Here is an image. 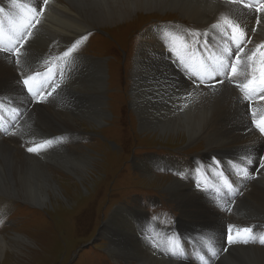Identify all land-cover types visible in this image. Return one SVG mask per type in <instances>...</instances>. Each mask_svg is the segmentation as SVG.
Instances as JSON below:
<instances>
[{
  "label": "rangeland",
  "instance_id": "1",
  "mask_svg": "<svg viewBox=\"0 0 264 264\" xmlns=\"http://www.w3.org/2000/svg\"><path fill=\"white\" fill-rule=\"evenodd\" d=\"M33 1L36 0L23 2L19 6L21 7L27 4V8H33ZM223 2L226 8V18L222 19L221 22L234 20L247 25V21L249 20L247 6L250 0H241L238 6L228 1ZM160 6L161 9L158 8L149 13L136 11L123 21H116L106 26L94 25L92 27L93 29H87L85 32L86 36L83 38L82 43L76 48L75 52L77 54L75 55L87 56L102 61V71L105 73V88L103 89L105 92L103 93L102 101H105L107 117L104 118L103 121H99L100 123H88V121L81 119L79 114L70 111L69 113L74 119L73 123L75 126H78L76 128L77 130H72L79 131L77 134V136L79 135V140L72 141L70 139V142L61 145L51 144L46 148L50 151V157L53 156L54 153L65 156L69 152H75L85 156L88 155L93 158V161L90 163V167L87 169L83 181L75 180L72 175L63 172L62 169H58L55 165L51 167V162L50 165L47 164L59 190L58 193L50 194L51 202L46 203L45 207L33 206L30 203H26L22 198L0 192L1 198L11 203L9 208L0 211V242L4 241L7 244L5 254L0 257V264H137V259L145 258L144 254L159 259V255L156 254L158 251L157 248H159L160 252L163 250L170 252V248L176 249L177 246L174 244L176 243L175 240H177L176 235L178 232H189V227L185 226L188 224H190V227H196L202 230L204 234L210 236L216 242L218 250L222 241L227 239L229 228L232 232L231 235L242 237L243 248L248 242L251 243L252 239L242 231L244 228H248L249 231L252 232V237L257 238H253V242L264 240V235L262 236L256 232L254 228L255 225H250L264 222V199L258 197V201L253 192L248 193V196L246 194L244 196L246 199L243 197L245 201H242V208L235 213V216L231 220H227V224H225L226 220H223V218L219 220L216 219L214 221V227L209 230L207 228L208 219L203 220L206 224H203L205 228H201L196 221L190 220L189 218L184 219V217L180 216L181 210L178 208L184 210L188 209L189 206H186L187 203L181 200L178 202L177 199H179V196H176V193L173 194V192H170L168 190V185L169 183L183 185L184 181L190 180L187 178V175L182 174V169H179L176 164L190 163L194 160V162L190 164L189 172H191L192 176H196L201 170V163H203L200 157L202 155H207V148L212 147L210 146V141L212 139L205 138V135H201L194 140H190L185 136L187 135V131L184 129L182 131L165 132L163 134H160L158 130H143L137 118L139 111L137 108L135 110V107L132 108L130 105V102H132L130 91L132 92L133 85H136L138 78L144 75V72H149V77L155 82L159 80L158 75L160 69L154 65L153 67L151 66L148 55L145 56V54H142L140 58L137 59V57H139L137 55L143 52L142 49H140L142 34L149 29L154 30L161 26L175 27L179 25V22L187 25L190 28L189 35L177 31L167 35L161 36L162 33H160L154 36V39L167 49V51L163 49L164 62L166 61L165 63H168L167 65L172 71L174 69L173 72L175 73L176 79L179 76L188 84H199L202 87L208 88V90H210L209 93L215 94L219 92L222 86H228L231 89H233L232 86H234L236 92L239 94L236 98H238L242 104V109L245 114L246 103H243V100H246V96L242 95V89L246 91L252 89V86L250 88L244 87L248 82L242 83V75L251 71L250 66L253 62L252 59H255V57L259 55V52H256L255 55L256 49L254 48L250 53L251 56H242L243 50L250 45V40L245 43V46H242V39L239 38V36H242V32H238V35L232 40L229 32L225 31V33H223L220 27L221 23H218V20L209 23L204 29L200 30L199 28H202L201 26L203 23L199 18L194 19L189 16H184L186 15L184 14V9L178 6ZM218 9L220 8L215 9V14L219 11ZM183 18L195 21V25L188 23ZM16 19L21 21L22 24L25 23L21 12ZM239 19L242 21L240 22ZM210 25L217 26L221 28L222 31L218 28H212ZM252 28L248 29V35L251 34L253 37L258 38L264 37V32L259 36L258 31L256 32L252 30ZM33 30H31V32H33ZM203 34L212 36L217 40L222 39L225 41L223 47L220 49L222 54L231 55L235 50L239 52L237 59L239 58V63L245 64L239 82L235 79L230 81L235 73L233 74L232 67H229L227 75H225L226 80L224 83L211 86L209 83V72L205 69L206 61L202 54L197 52V46L190 37V35L193 36L197 42L200 40L199 45L202 47L203 51L208 54V48H205V45L202 43ZM14 36L15 34L10 35L9 39L12 40ZM36 38L37 36L33 35L25 43V46L22 47V51L25 54L30 55L38 51L39 41ZM0 39L4 40L1 34ZM0 46L6 49L9 43L7 42L5 45L0 44ZM217 46L218 44L216 42H212V47L219 48V46ZM51 49L50 47L48 53L52 52ZM17 52L18 50L15 52L10 51V54H15ZM246 53L248 54L249 51H246ZM50 55H52V53H50ZM56 56L57 55H54L53 58ZM136 59L137 61L140 60L138 65H136ZM237 59L235 61H237ZM103 60H105V62H103ZM262 60L263 64L259 65L261 74L262 71H264V57ZM13 64V68L17 71L19 68L24 69L25 66V62L21 61L18 57L13 59ZM194 66H197L199 69H193ZM154 68L157 69V75L151 76L149 70ZM182 68L189 70V74H185ZM39 69L40 68L36 71ZM42 70H46L40 75L45 81V84L48 88L53 87L58 73L50 66ZM30 73L31 72L26 73L23 76H27ZM31 75L27 78L28 82L26 86H28V88H23V90L27 96H29L28 99L32 100L31 103L38 105L33 106L31 109L34 115L33 122L25 128L22 126L20 129L16 130L14 135H7L12 136L11 139L17 148H19L18 144L20 139H25V137L29 135L36 136L37 138H41V134L56 136L60 133L54 134L52 132L62 130L61 127H58L53 118L50 117L48 111L39 108L40 106H44L47 107L49 111L55 110L57 105L61 104H54L58 100L54 99L53 96H55L58 90L52 91L48 97L37 96L36 93L42 91L40 90L41 88H37L36 81L39 77L34 80L31 78ZM172 77H174V75ZM83 79L77 77V75H67L62 81L63 83L61 82V89L62 87H69L73 91L78 92L85 86L83 82L86 83V80L83 81ZM90 80H88V82ZM148 82L150 83L149 80L147 84H149ZM261 85L264 86V84ZM160 87V90L163 89L162 82H160ZM215 87L219 88L214 90L210 89ZM37 89L39 91H36ZM140 93L142 92L140 91ZM187 95L190 99L193 96V94L189 93H187ZM51 96L54 100L51 99ZM46 100V103L54 102L51 104L54 108L43 103ZM178 100H180L179 104L183 105L186 99L178 97ZM238 100L237 102H239ZM252 105L250 104L251 108H255L256 106V116L262 122L264 119V109H259L255 104ZM183 106L178 107L179 110ZM230 106H232V102ZM58 107H60V109L56 110L57 113H68L66 107ZM231 110L232 107L228 110L227 116H233L234 112ZM217 114L218 111L215 116H217ZM23 115H25V113H23ZM238 120L239 119H237V121L225 122L218 127L213 125V121L209 128H207L205 124L204 129L212 131L214 128L217 134L222 136L221 140L225 142L215 146L223 145L225 149L236 152L242 149V145H240L241 148H235L226 144L235 142V140L238 139L236 136L237 134H241V138L245 136V132H242L240 126V120ZM222 122H224V119L219 123ZM246 126H248L249 130L254 135L256 134V130L247 122ZM59 139H63V136ZM23 145L24 146L21 147L22 152L19 150L22 154L29 158L44 159L28 154L30 152L27 151V145L25 143H23ZM250 145V152L245 150V148L242 149V154L244 150L246 152L242 157L247 154L253 155L257 145ZM210 156L215 157L214 153L210 154ZM159 158L161 162L158 161ZM169 162L171 163L169 164ZM208 164L210 163L208 162ZM249 167V163L242 165V170L251 172V169H248ZM220 170L221 165L220 162L217 161L216 173L219 174ZM192 184L196 187L194 183ZM214 187L220 192H224L226 189L223 185L215 184ZM212 190L217 194L214 188ZM179 194L182 195L184 193L181 191ZM120 205L129 210L123 211L116 209L120 215H115L109 227V236L112 235L111 238H113L117 244V246L112 247V244L108 242L109 237L103 234V238L106 240L103 238L100 239L98 233L102 223L107 218L111 219L112 211ZM153 206L154 208H152ZM218 208L226 212L229 211V209L219 205ZM134 209H136V211ZM174 218L176 219L175 223H173ZM150 219L152 222L155 219L162 226L156 224L155 226L151 223ZM235 220L238 221L236 222ZM199 221L202 220L199 219ZM229 221L232 222L228 225ZM242 222L246 223L244 224L245 226H240ZM148 223L154 225L155 229L151 231L154 234L149 232ZM170 224H172L171 227H169ZM224 225L227 227L225 228ZM103 228L104 227H102V230ZM170 228L172 230L168 232L163 231ZM156 232L159 233L157 234ZM18 236L24 237V241L20 242ZM243 239L247 240V243H244ZM149 240H151V242ZM183 241L185 245V240ZM237 243L240 245L239 242ZM209 245L210 243L208 242V246H205L201 251V255L206 258L207 264H214V261L211 260L212 254H210L211 248ZM142 252L144 254H142ZM176 252H178L177 249ZM179 253L181 254L182 252ZM256 253V250L242 251L243 256L247 255L243 257L245 261H242V264H261ZM248 257L251 260H249Z\"/></svg>",
  "mask_w": 264,
  "mask_h": 264
},
{
  "label": "bare ground",
  "instance_id": "2",
  "mask_svg": "<svg viewBox=\"0 0 264 264\" xmlns=\"http://www.w3.org/2000/svg\"><path fill=\"white\" fill-rule=\"evenodd\" d=\"M26 1L30 2L31 0H0V34L4 38V40L0 39V44L5 45L7 42L9 43V46L6 49L0 46L1 193L22 198L26 203H30L33 206L45 207L46 203L51 202L50 194L58 193L59 190V187L56 185V182L52 177L51 171L48 169L47 164L50 165V162L51 167L55 165L58 169H62L63 172L72 175L75 180L83 181V177L86 174L87 169L90 167V163L93 161L92 157L75 152H69L65 156L54 153V155L50 157V151L46 148L51 144L61 145L70 142L71 140H79V135L77 136L79 131L72 130H77L76 128L78 126H75L73 123L74 119L69 113L70 111L79 114V117L88 121V123H100L107 117L105 101H102L103 93L105 92L103 90L105 88V73L102 71V61L87 56H77L75 55L77 54L75 50L82 43L81 41L83 40V36H85L87 29H93L92 27L94 25L106 26L116 21H123L136 11L149 13L160 8V5H166L178 6L184 9V14H186H183L184 16H189L194 19L199 18L203 23L201 26L202 28H199L200 30L204 29L209 23L218 20V23H221V26L220 24L219 26L222 28L223 33L226 31L237 36L238 32H242V36H239V38L242 39V46H245V43L250 40V45L243 50L242 56H251L250 53L254 48L256 49L255 55L256 52H259V55H257L255 59H252L253 62L250 66L251 71L242 75V70L245 67V64H241L234 59V56L238 57L239 52L235 50L231 55H225L220 51L225 43L224 40L220 38V40H217L212 36L203 34L202 43L205 45V48H208L209 52L207 54L203 51L200 45L197 46L196 39L190 35L193 43L197 46V52L201 53L206 61L205 69L209 72V83L211 86L224 83L228 68L233 66L236 67V72L230 81L235 79L239 82L241 80V75L242 83L249 82L253 79L256 81V83L252 85V89L246 91L242 89V95H245L246 100H248H243V103H246L245 114L242 109V104L238 98H236L239 94L236 92L234 86H232L233 89L228 86H222L219 92H216L215 94L209 93L210 90H208V88L202 87L199 84L195 85L196 83H193L195 86L191 83L188 84L179 76L176 79L175 73L173 72L174 69L172 71L167 65L168 63L166 64V61L164 62L163 49L165 50L166 48L161 46L154 39V36L160 33H162L161 36L167 35L177 31L189 35L190 28L187 25L179 22V25L175 27L161 26L154 30L149 29L142 34L140 49H142L143 52L137 55L139 56L137 59H139L142 54H145V56L148 55L151 66H156L160 69V72L158 75L159 80L156 82L149 77V72H144V75L138 78L136 85H133L132 92L130 91L132 96V102H130V105L132 108L135 107V110L137 108L139 111L137 118L140 127L146 131L149 129H151V131L158 130L160 134L165 132H176L178 130L182 131L184 129L187 131V135L185 136L190 140H194L201 135H205V138L212 139L210 141V146L212 147L207 148V155H202L200 157L203 163H201V170L196 176H192L191 172H189L190 164L193 163L194 160L190 163L176 164L179 169H182V174L187 175V178L190 180L184 181L183 185L181 183V185H178L177 183H169L168 185V190L173 192V194L176 193V196H179L177 201L179 202V200H181L182 202H186V206H189L188 209L184 210L178 208L182 211H180V216L184 217V219L189 218L190 220L192 219L193 221H196L201 228H205L203 224L206 223L203 220L208 219L207 228L209 230L214 227V221L216 219L219 220L223 218V220H226L225 224H227V220H231L235 216V213L242 208V201H245L244 196L246 194L248 196V193L253 192L257 199L258 197L264 199V168H261L260 166L264 163V133H262L260 128L257 127V124L264 126V119L261 122L256 116V106L255 108L248 106L249 104H255L259 109H264V86H258L261 79L259 65L263 64L262 59L264 57V37L258 38L253 37L251 34L248 35V29H251L252 27V30H255L256 32L258 31L259 36L264 32V20L257 23L258 18L264 16V11L256 12L261 0H250L247 6V14H249L247 25L234 20L221 22L222 19L226 18V8L223 1H228L233 5L238 6L241 0H48L47 3L44 0H36L32 2L33 8H27V4H24L21 7L19 6ZM217 8H220L218 9L219 13L217 12L218 14H215L214 12H216L215 9ZM20 12L24 18L23 20H25V23L23 24L16 19L18 15H20ZM185 21L195 25V21L193 20L185 19ZM33 26L34 30L31 32V27ZM210 26L222 31L221 28L217 26ZM12 34H15V36L10 40L9 36ZM33 35L37 36L36 39L39 41V47L36 53L28 55L22 51V47L25 46V43ZM212 42H216L219 48L212 47ZM50 47L52 48V52L48 53ZM17 50L19 53L18 55L10 54V51L15 52ZM165 51H167V49ZM246 51H249V53L247 54ZM50 53H52V55H50ZM65 53H67V55H65ZM57 54L61 55L53 58L54 55ZM17 57L25 62L24 69L17 68L18 71L13 68V59ZM137 59L136 65H138V62L140 61H137ZM103 62H105V60H103ZM46 64L55 69L58 76L54 81V86L50 88L47 87L41 76H38V79L37 76H35L34 80L37 79V88H41L40 90H42L39 92L41 95L38 92L36 93V91H39L38 89L35 93L37 96L48 97L52 91L58 90L56 91L55 96H53L54 99L58 100L57 102L46 103L47 100L43 102L53 108L54 106L51 105L52 103L56 105L61 103L60 105H57L55 110L49 111L47 110V107L44 106H40L39 108L48 111L50 117L53 118L58 127H61L62 130H56L52 133H60L58 135L60 137L63 136V139H53L52 136L55 135L49 134H41V138L29 135L25 137V139H20L18 144L19 148H17L11 139L12 136L7 135H14L16 130L20 129L22 126L25 128L33 122L34 115L31 109L33 106L38 105L32 104V100L28 99L29 96H27L23 90V85H25L24 81L27 80L32 73H37L47 67ZM38 68L40 69L36 71ZM193 69L197 70L199 68L194 66ZM156 70L157 69L155 68L149 70L151 76L157 75ZM182 70L185 74H189V70L184 68H182ZM29 72L31 73L27 76H23ZM67 75H77V77H80L81 79L85 78L83 79V81L86 80V83L83 82L85 86L78 92L73 91L69 87H62L61 89V82ZM173 75L174 77H172ZM88 80L90 81L88 82ZM148 80L150 81V83L148 82L149 84H147ZM159 81L162 82L163 86V89L161 90ZM219 87L210 89L214 90ZM140 91L142 93H140ZM187 93L193 94L191 99ZM178 97L186 99L183 104L184 106L179 104L180 100H178ZM237 100L239 102H237ZM231 102L232 106H230ZM58 106L66 107L68 113H57L56 110L60 109ZM181 106L183 107L179 110L178 107ZM229 106L232 107L234 112L232 117L227 116L228 110L230 109ZM217 111L218 114L215 116ZM23 113H25V115H23ZM222 119H224V122L219 123ZM237 119L240 120V126L242 132H245V136H242L241 138V134H237L236 136L238 139H236L235 142L226 145H231L230 147L235 148H241L240 145H242V149L245 148V150L249 151L250 144H256L257 146L253 155L247 154L242 157L246 154L245 150L242 154V149L235 152L225 149L223 145L215 146L225 142L221 140L222 136L217 134L214 128L212 131L204 129L205 124L207 125V128H209L213 121V125L218 127L225 122L237 121ZM246 122L256 130L255 135L249 130L248 126H246ZM23 143H25L28 148H38V151L32 153L27 152L28 154L34 155L35 157H42L44 159L29 158L22 154L21 147L24 146ZM41 145L43 147H39ZM212 153H214L215 157L210 156ZM207 160L210 164H208ZM217 160L220 162V165L224 170L225 177H228V189L226 188L224 192H220L214 187L215 184L223 185L216 173ZM158 161L161 162V159L159 158ZM170 163L171 162H169V164ZM248 163L250 164L248 169H251L252 172L242 170V165ZM253 171L257 173L254 175L255 178L253 177ZM192 183H194L196 187ZM213 188L217 194L212 190ZM181 191L184 194H179ZM1 197L2 196H0V211L9 208L11 205L9 201ZM217 204L229 209V211L226 212L218 208ZM116 209L123 211L129 210L121 205L116 207L112 211L111 219L107 218L102 223L98 233L100 239L106 234L109 237L108 242L112 244V247L117 246V244L115 243V240L111 238L112 235L109 236V227L111 226L115 215H120ZM134 210L136 211V209ZM199 219L202 221H199ZM230 222L232 221H229L228 225ZM150 224L148 223L149 226ZM244 224L246 223L242 222L240 226ZM263 224L264 222H259L258 224L255 223L250 225H255L254 228L258 233L261 229H264L262 226ZM185 226L189 227V232L177 231V240H175L176 243H174L177 246L176 249L178 252H182L180 256L171 257L169 254L170 252L166 250L160 252L159 248H157L158 251L156 254L159 255V259L147 256L142 252L145 258L137 259V264H207L208 262H206V258L202 257L201 251L205 246H208V242L210 243L209 246L211 248V260L214 261V264H242V261H245V258L243 257L247 256H243L242 251L246 250H256V254L261 264H264V252H259L264 251V244L261 243V240L253 242L254 239H257L255 237H250L252 238L251 243L248 242L245 245L247 248H243L242 237L232 235L233 241L235 242L230 243L227 238L222 241L218 250L216 242L210 236L204 234L202 230H199L196 227L192 228L190 227V224ZM102 227H104L103 230ZM226 227L227 226H225V228ZM169 230L172 229L170 228L163 231L168 232ZM18 239H20V242L24 241V237L22 236H18ZM183 240H185V245L183 244ZM149 241L151 242V240ZM243 241L245 240L243 239ZM237 242H239L240 245H238ZM6 247L7 244L4 241H1L0 257L5 254ZM249 260L251 259L249 258Z\"/></svg>",
  "mask_w": 264,
  "mask_h": 264
},
{
  "label": "snow or ice",
  "instance_id": "3",
  "mask_svg": "<svg viewBox=\"0 0 264 264\" xmlns=\"http://www.w3.org/2000/svg\"><path fill=\"white\" fill-rule=\"evenodd\" d=\"M45 2H46V0H45ZM261 11H264V0H261V3L259 4V6L257 7V9H256V12H261ZM262 20H264V16H261V17H259L258 18V20H257V23H260ZM19 53L17 52V53H15L14 55H18ZM65 55H67V53H65ZM237 62H239V58L237 59ZM236 72V67L235 66H233L232 67V73L234 74ZM27 80H25L24 81V83L25 84H27ZM256 83V81L253 79V80H250L247 84H245L244 85V87L245 88H250L253 84H255ZM259 83L260 84H264V71H262V74H261V79H260V81H259ZM257 127H259L260 128V131L262 132V133H264V126H261V124H257ZM39 147H43L42 145L41 146H39ZM27 151L28 152H30V153H32V152H36V151H38V148H32V147H29L28 149H27ZM261 168H264V163H262L261 165ZM242 231H244V232H248L249 231V229L248 228H244ZM228 241L230 242V243H234L235 241H233V237H232V235H231V230H230V228H229V234H228ZM244 243H247V240H245L244 241ZM261 243L262 244H264V240H261Z\"/></svg>",
  "mask_w": 264,
  "mask_h": 264
}]
</instances>
